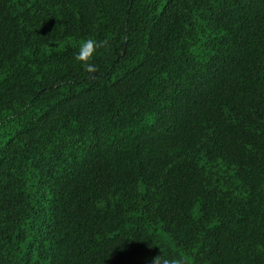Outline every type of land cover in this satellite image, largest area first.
<instances>
[{"label":"trees","instance_id":"trees-1","mask_svg":"<svg viewBox=\"0 0 264 264\" xmlns=\"http://www.w3.org/2000/svg\"><path fill=\"white\" fill-rule=\"evenodd\" d=\"M162 254L264 264V0H0V264Z\"/></svg>","mask_w":264,"mask_h":264},{"label":"clouds","instance_id":"clouds-1","mask_svg":"<svg viewBox=\"0 0 264 264\" xmlns=\"http://www.w3.org/2000/svg\"><path fill=\"white\" fill-rule=\"evenodd\" d=\"M109 46L108 39L100 41L94 38L85 39L78 46L75 60L83 66L87 73L94 74L99 70L98 66L92 62L94 56L99 49L107 48ZM153 264H186V262L183 257L162 254L154 258Z\"/></svg>","mask_w":264,"mask_h":264}]
</instances>
